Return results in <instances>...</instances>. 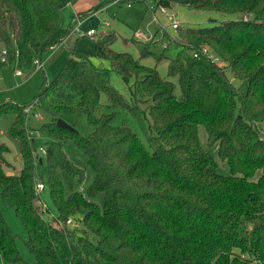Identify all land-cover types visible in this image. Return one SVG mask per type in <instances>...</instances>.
Returning a JSON list of instances; mask_svg holds the SVG:
<instances>
[{"label":"trees","instance_id":"obj_1","mask_svg":"<svg viewBox=\"0 0 264 264\" xmlns=\"http://www.w3.org/2000/svg\"><path fill=\"white\" fill-rule=\"evenodd\" d=\"M78 1L0 0V65L30 67L36 56L43 63L42 55L70 35L62 10ZM155 2L237 19L180 27L184 43L172 39L179 51L171 58L135 36L139 58L117 51L116 34L108 33L96 39L95 53L73 48L34 105L0 107V127L12 119L8 135L22 159L21 170L8 174L11 148L0 142V202L27 233L22 251L0 205V264H264V0ZM203 47L226 65L193 57L190 51ZM93 56L111 67L95 64ZM145 58H157L156 65L142 63ZM162 58L170 59L168 77L157 67ZM112 72L132 98L112 83ZM37 108L51 120L32 129L25 113L36 115ZM83 114L92 127L87 135L58 125L59 118ZM120 115L143 120L145 139L127 118L117 123ZM26 126L47 141L46 155L35 161ZM46 191L56 209L49 218L48 205L38 204ZM68 218L77 225H57Z\"/></svg>","mask_w":264,"mask_h":264},{"label":"rangeland","instance_id":"obj_2","mask_svg":"<svg viewBox=\"0 0 264 264\" xmlns=\"http://www.w3.org/2000/svg\"><path fill=\"white\" fill-rule=\"evenodd\" d=\"M102 2L103 1L101 0H80L75 4H69L63 8V21L66 26L71 27V33L63 43L42 55V61L44 64L43 69L38 68L35 63V61L39 59V56H36L33 59L30 67H21L18 64L0 65V107H2V110L6 109L8 105H12L10 102L19 103L23 106L34 105L35 97L40 92L44 91L48 84L56 80L65 62L71 56V50L73 48H77L78 50L87 53H95L97 41L88 36L80 35V32H86L89 29L94 28L98 31V37L114 32L116 34V39L113 41L112 47L117 51L129 52L135 58L140 57V51L138 44L131 40L134 37V33L138 29L151 34L156 33L159 41H154L156 45L153 47V50L171 58L178 53L179 46L176 44L170 46V42L172 39H175L176 43H180L181 45L184 43L179 37V33L183 28L210 27L221 21L237 19L233 14L196 10L183 5H174L169 9V13L174 14L175 19L181 24L180 27L182 29L178 31L170 28L172 20L169 19L168 15L166 16L157 12V16L162 25L153 20V14L149 10V5L154 4L155 0H147L146 2L136 0L131 6H128L126 3L122 5L111 4L107 7L108 9H103L102 7L95 13L93 12L94 9L89 13L87 12L89 9L95 8ZM80 12H82V14H79ZM78 17H80V19ZM107 21L110 25L105 24ZM78 23H80L78 30H75ZM157 29L158 32H156ZM164 32H166L167 35H164ZM163 43L167 44L166 47L163 46ZM92 61L95 64L103 65L106 68L111 67V63L108 60L102 59L98 56H93ZM169 61L170 59L168 58H162L157 65L161 76L168 77ZM156 62L157 58L142 59V63L149 66H155ZM18 71H21L22 75H17ZM111 81L124 95L128 98H132L130 87L122 77L115 72H112ZM141 104L142 108L147 106V103ZM37 111L39 112L40 117H36L32 112L27 113L25 111V114H27L26 118H28V127L32 129L38 128L43 123L51 120L46 112L39 108H37ZM145 116L149 117V109L147 108L143 114V117ZM123 118L128 119L129 125L134 127L138 136L144 140L148 130L145 122L143 120H133L131 117H125L123 115H120L116 122L120 123ZM12 122V119L6 120L0 127V142H4L11 148V153L8 155L10 165L5 166V171L11 175L14 172H19L22 168L19 146L17 142L8 135ZM67 123L71 126H75V128H77V130L83 135H87L92 131V127L88 123L85 114L78 118L73 116L68 117ZM28 127L26 126V141H28V144L31 147L30 157L35 161L36 157L42 155L41 148H47V141L34 130L32 131L28 129ZM200 137L202 142L205 143L207 134L203 127H200ZM69 152L74 159H79L78 157L80 155L74 147H70ZM220 166V170L224 174L229 173L227 165L223 166L220 162ZM87 174L91 178L92 172L88 171ZM83 188L84 187L82 186V191H84ZM38 204L40 206H43L44 204L48 205L50 211L45 213L42 211L46 218L51 217L53 212H56L48 191L42 194ZM0 205L3 208L10 225L20 235V238L18 239L19 247L22 251H25L23 238H25L27 233L21 220L15 215L11 207L2 202H0Z\"/></svg>","mask_w":264,"mask_h":264},{"label":"built area","instance_id":"obj_3","mask_svg":"<svg viewBox=\"0 0 264 264\" xmlns=\"http://www.w3.org/2000/svg\"><path fill=\"white\" fill-rule=\"evenodd\" d=\"M101 1H109V3L112 4H124L126 3L128 6H131L134 2V0H101ZM169 9L166 6L163 5H158L156 2L154 4H150L149 5V10L151 11V13L153 14V20L155 22L160 23L159 18L157 16V12L162 13L163 15H168L169 19L172 20L171 26L170 28L173 30H178L180 28V23L175 19V15L174 14H170L169 13ZM244 21L247 20V17L245 16ZM106 25H110V23L107 21L105 22ZM162 25V23H160ZM80 23L77 25L76 29L78 30ZM157 32V31H156ZM80 35L82 36H88L93 40H96L98 38V31L94 28L89 29L86 32H80ZM135 38L142 40L144 42H150V41H159V39L157 38V34H151L148 32H144L140 29H138L135 33H134ZM166 43H163V46L166 47ZM191 54L193 55V57L196 58H200L202 55H205L207 59L213 61L214 63H216L219 67H224L226 65V62L223 61L220 57H218L217 55H215L214 53H211L210 51H208V49L206 47H203L202 49L196 51V50H191L190 51ZM5 54L6 51H3V57H2V61H6L5 58ZM36 65L38 68H42L43 63L40 62L38 59L35 61ZM17 75H22L21 71L17 72ZM36 117H40V114L37 113L35 115ZM260 134L262 136V138H264V122L262 123V127H260ZM41 152L43 155H46L47 150L46 148H41ZM45 188L43 183H38L37 184V190L38 191H42ZM57 225L59 227L64 228L65 226H75L77 225V222L74 221L72 218H68L66 221L63 220H58V222L56 221Z\"/></svg>","mask_w":264,"mask_h":264},{"label":"water","instance_id":"obj_4","mask_svg":"<svg viewBox=\"0 0 264 264\" xmlns=\"http://www.w3.org/2000/svg\"><path fill=\"white\" fill-rule=\"evenodd\" d=\"M58 125L60 126H70L65 120L59 118L58 119Z\"/></svg>","mask_w":264,"mask_h":264},{"label":"crops","instance_id":"obj_5","mask_svg":"<svg viewBox=\"0 0 264 264\" xmlns=\"http://www.w3.org/2000/svg\"><path fill=\"white\" fill-rule=\"evenodd\" d=\"M79 1H80V0H79ZM76 3H77V2H76ZM111 4H112V3L107 4L106 6L103 7V9H108L107 7H108L109 5H111ZM118 5H122V4H118ZM94 13H95V12H94ZM94 13H93V14H94ZM93 14H90V15H93ZM78 18L80 19V17H78ZM78 24H79V23H78Z\"/></svg>","mask_w":264,"mask_h":264}]
</instances>
